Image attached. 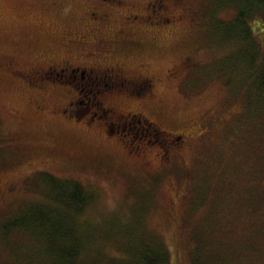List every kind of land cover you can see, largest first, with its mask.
I'll use <instances>...</instances> for the list:
<instances>
[{
  "label": "rangeland",
  "instance_id": "rangeland-1",
  "mask_svg": "<svg viewBox=\"0 0 264 264\" xmlns=\"http://www.w3.org/2000/svg\"><path fill=\"white\" fill-rule=\"evenodd\" d=\"M248 1L179 0L177 14L172 1L173 21L148 27L121 25L120 10L95 26L85 0H0V58L14 68L105 59L159 79L79 108L148 122L108 134L33 111L30 98L74 99L67 82L38 91L0 70V264H53L68 248L78 264H264V11ZM152 127L181 135L178 148L159 157ZM131 137L157 141L139 153ZM76 192L85 205L70 204Z\"/></svg>",
  "mask_w": 264,
  "mask_h": 264
},
{
  "label": "flooded vegetation",
  "instance_id": "flooded-vegetation-1",
  "mask_svg": "<svg viewBox=\"0 0 264 264\" xmlns=\"http://www.w3.org/2000/svg\"><path fill=\"white\" fill-rule=\"evenodd\" d=\"M85 1L89 4V7L84 14L87 15L88 19L91 20L95 26H101L110 22L112 19H108V17L115 14L117 10H120L121 13H116L115 15L120 17L119 21L121 25L146 24L148 27H159L173 21L166 12L170 11V3L172 1H174L175 14L185 12V7L179 3V0H149L144 3L139 11L135 10V4V6L129 4L123 6L120 0H97L96 3L95 0ZM189 13H191V11H189ZM14 65L18 66L13 59L0 58V70L23 76L26 81L25 84L33 89L35 88L41 91L42 89L48 88V86L58 87L60 83L67 82L76 92L74 99L67 103L48 107L42 100L30 98L29 101L33 107V111L37 113L44 112L45 110L47 113L59 112L67 120L84 122L86 125L94 121V119H98V122H103L105 133L108 134L117 133L118 127L114 128V124L144 129L143 126L148 123L147 121L141 122L142 116L138 114L132 117L131 113L107 107L108 112L112 111V114L108 115V112L105 114L101 108L104 115L98 116L96 112H89L91 114H86V112L80 110L78 106L82 102L84 96H90L92 98L91 100L96 103L95 107L103 106L105 103L104 93L110 91L114 93H129L130 90L132 91L137 88L138 91L144 94L149 93L153 86L159 82V79H156L155 76L142 77L141 74L138 75L140 78H138V76H130V72L126 70L121 62L107 63L105 59L103 62L94 63L93 66L89 68L74 65L71 61L67 60L55 61L51 56L46 58L44 66H32L23 69L20 67L14 68ZM144 67L145 64H141V68L143 69ZM176 76L174 75L172 79H177ZM114 89H119L122 92H117ZM81 93H84V95H81ZM81 96H83V98H81ZM152 128L154 130L153 134L161 135L162 145L160 146L162 149L160 154H158L159 157L169 155L171 152H174V149L176 150V147L178 148V145L181 143V135L173 136L170 133H166L165 136H162L163 133L161 131H158L154 127ZM142 141L138 140L135 144L134 141L132 142V149L135 152L140 151L139 153H142L143 150H147L150 144H152L153 141H157V139L154 137L153 140H147V143Z\"/></svg>",
  "mask_w": 264,
  "mask_h": 264
},
{
  "label": "trees",
  "instance_id": "trees-1",
  "mask_svg": "<svg viewBox=\"0 0 264 264\" xmlns=\"http://www.w3.org/2000/svg\"><path fill=\"white\" fill-rule=\"evenodd\" d=\"M251 5H254V6H256L257 8H259V10L262 12V11H264V0H252L251 2L250 1H248L247 2V6H248V8L250 9V10H252V7H251ZM77 91H79L78 89H76ZM115 91H117V92H122L121 90H119V89H114ZM131 91V90H130ZM78 93H80V92H78ZM122 93H125V92H122ZM130 93V92H129ZM129 93H127L126 92V94H129ZM81 95H84V93H81ZM142 95H144V93H142ZM81 98H83V96H81ZM92 98L90 97V96H84V98H83V100H82V102L80 103V105L78 106V108H82L81 106H84V108L86 109V110H91V108H93L94 109V107H95V105H96V103L95 102H93L92 100H91ZM81 101V100H80ZM95 109L97 110L98 108L97 107H95ZM83 110V109H82ZM85 111V110H84ZM95 111V110H94ZM142 128H138V130H141ZM143 130V129H142ZM128 138V137H127ZM137 139V138H136ZM135 138H133V137H131L129 140H130V142H133L134 141V143L136 142V141H138V140H136ZM154 139V138H153ZM133 148V144H130L129 145V150H131ZM133 150V149H132ZM79 195V193L78 192H76V194H74L73 193V195H72V199L73 200H71V201H73V202H70V204H76L77 206H81V205H85V200L84 199H80V197L78 196ZM42 221H44L43 219H38L37 220V222H42ZM18 226H20V225H18ZM54 226V228L53 229H55V231L56 232H58L57 230H58V225H57V223L56 224H54L53 225ZM20 227H22L23 229H26V228H28L26 225H22V226H20ZM57 236H59L58 235V233H57ZM62 236H64L66 239H69V236L70 235H68V234H63ZM62 250H55V254L57 255V257H58V259H57V261H54L53 262V264H78L77 263V260L75 259V257H74V253H75V251L74 250H71L70 248H68L67 250H64L65 251V253H62L61 252ZM61 253V256H60V259H59V255H58V253ZM78 255L80 254L81 255V252H79V253H77ZM143 261L144 262H146L147 261V259H146V257H143ZM155 261L156 260H153V259H151L150 261H147L148 262V264H156L155 263ZM144 262H143V264H144ZM141 263V262H140Z\"/></svg>",
  "mask_w": 264,
  "mask_h": 264
}]
</instances>
